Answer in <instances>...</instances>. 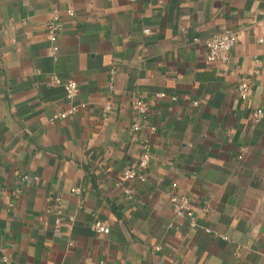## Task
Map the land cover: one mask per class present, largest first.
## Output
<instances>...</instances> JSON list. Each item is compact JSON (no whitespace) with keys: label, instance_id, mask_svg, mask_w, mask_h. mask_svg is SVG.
I'll use <instances>...</instances> for the list:
<instances>
[{"label":"crops","instance_id":"obj_1","mask_svg":"<svg viewBox=\"0 0 264 264\" xmlns=\"http://www.w3.org/2000/svg\"><path fill=\"white\" fill-rule=\"evenodd\" d=\"M56 9L65 27L53 55ZM229 29L231 61L210 64L205 41ZM52 73L79 82L74 101ZM259 108L264 0H0V264H264ZM147 140L146 181L122 182ZM174 183L196 226L175 219Z\"/></svg>","mask_w":264,"mask_h":264},{"label":"built area","instance_id":"obj_2","mask_svg":"<svg viewBox=\"0 0 264 264\" xmlns=\"http://www.w3.org/2000/svg\"><path fill=\"white\" fill-rule=\"evenodd\" d=\"M131 2H136L137 0H130ZM66 16L71 18L77 17V12L72 9L68 8L65 11ZM65 22L60 16L59 10H54L53 17L50 20V22L46 26L47 31V38L52 43V50L51 54L56 55L58 51V46L56 44L60 33L64 30ZM145 33H151L150 29H145ZM238 40V33L235 30L229 29L224 31L220 34H215L211 37H209L205 41L206 46V58L207 61L210 64H227L231 61V50L233 46L237 43ZM260 41H263L261 38ZM258 61V59L256 60ZM112 73H115V70L113 69ZM50 83L52 85H62L65 90L66 98L69 101H74L77 96L80 93V85L79 82L73 78L64 79L57 73H52L50 75ZM251 91V85L247 81H242L238 85V92L243 100H246L249 97ZM162 97L165 96V94H160ZM176 99V97H174ZM200 102L195 101L193 102L194 105H198ZM135 105L137 108V112L140 116H144L147 111V106L144 104L143 100L141 98H138L135 101ZM86 103L82 102L80 104L72 105L68 110L65 111H59L56 114H54L53 118L51 119V122H54L58 118H66L69 115H72L76 113L79 109L85 108ZM264 117V109L259 108L253 113V118L256 122H259ZM145 124L142 121H137L132 124V128L135 131L140 130L142 127H144ZM150 129L152 132L156 131L155 126H150ZM246 152V148H243L242 153L239 154L238 158L242 160L244 158ZM152 160V152H151V145L150 141L147 140L143 147V152L140 156L139 162L137 166L133 168H129L125 170L122 174V182L124 181H131V180H137L140 182H144L147 179L146 171L149 168ZM32 179V176L29 174H23L22 176V182L23 184H26L28 181ZM34 179L37 180L38 176H34ZM72 191H79V188H73ZM125 193L128 195L129 198L133 197V191L129 187H124ZM22 192V189H17L13 195H19ZM169 197L170 202L172 204L173 208V214L175 219H183L188 218L190 220L191 226H196V210L194 206L192 205L190 199L177 191V184L174 183L171 186V190L169 191ZM6 198L8 201V206L12 208L14 206V203L10 201L11 196L7 195ZM53 197H49L48 201H51ZM58 200V199H57ZM58 214L61 216L62 211L59 210ZM60 216L56 220V225L59 226L61 224ZM92 228L94 231L98 233L103 234H109L110 233V227L107 224H104L102 221H96L93 223ZM207 232H212L211 229L205 228ZM224 239H227L226 236H221Z\"/></svg>","mask_w":264,"mask_h":264}]
</instances>
